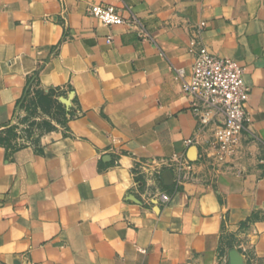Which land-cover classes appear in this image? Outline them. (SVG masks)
<instances>
[{
    "label": "crops",
    "instance_id": "obj_1",
    "mask_svg": "<svg viewBox=\"0 0 264 264\" xmlns=\"http://www.w3.org/2000/svg\"><path fill=\"white\" fill-rule=\"evenodd\" d=\"M192 40L245 69L251 121L220 165L217 122L187 143ZM36 92L48 127L8 141ZM175 154L193 163L176 186ZM233 249L264 264V0H0V264H231Z\"/></svg>",
    "mask_w": 264,
    "mask_h": 264
},
{
    "label": "built area",
    "instance_id": "obj_2",
    "mask_svg": "<svg viewBox=\"0 0 264 264\" xmlns=\"http://www.w3.org/2000/svg\"><path fill=\"white\" fill-rule=\"evenodd\" d=\"M89 13L104 24H129L142 26V21L133 16L125 18L116 6L93 3ZM112 36L108 37L110 42ZM196 57L191 68L189 79L183 82V91L191 100V109L198 118L201 130L195 137L187 140L188 144L201 141V132L212 122L218 128L214 139L205 150L206 156L217 165L226 163L235 153L239 136L251 121L247 110L249 88L244 79L245 69L233 58L220 56L211 52L197 40L190 42V51ZM179 76H184V69H178ZM170 169L175 172L174 184H180L183 178L193 173V163L182 155L175 154L170 159ZM169 192H164L161 199L168 202Z\"/></svg>",
    "mask_w": 264,
    "mask_h": 264
},
{
    "label": "rangeland",
    "instance_id": "obj_3",
    "mask_svg": "<svg viewBox=\"0 0 264 264\" xmlns=\"http://www.w3.org/2000/svg\"><path fill=\"white\" fill-rule=\"evenodd\" d=\"M33 98L32 102L25 108V113L19 114L12 127L7 129L6 139L8 141L20 144L32 142L48 127L53 116L54 102H52V98H43L38 92Z\"/></svg>",
    "mask_w": 264,
    "mask_h": 264
},
{
    "label": "water",
    "instance_id": "obj_4",
    "mask_svg": "<svg viewBox=\"0 0 264 264\" xmlns=\"http://www.w3.org/2000/svg\"><path fill=\"white\" fill-rule=\"evenodd\" d=\"M164 179L166 181V184L168 185H172L173 184V172L172 170H166L164 172ZM231 264H244V261H243V258L242 256L240 255V253L233 249L232 252H231Z\"/></svg>",
    "mask_w": 264,
    "mask_h": 264
}]
</instances>
